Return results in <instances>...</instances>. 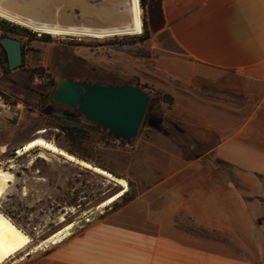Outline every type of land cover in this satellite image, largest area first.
<instances>
[{
  "label": "rangeland",
  "instance_id": "1",
  "mask_svg": "<svg viewBox=\"0 0 264 264\" xmlns=\"http://www.w3.org/2000/svg\"><path fill=\"white\" fill-rule=\"evenodd\" d=\"M87 1L96 4L102 0ZM152 6L148 4L146 18L153 38L144 44L117 41L125 36L139 35L97 39L48 34L51 38L44 40L41 35L47 33L28 28L36 37H18L24 45V66L14 70L4 62L0 46V118L19 119L16 124L0 127V187L3 190L0 210L11 214L12 219L32 235L34 244L68 225H73L68 234L82 231L89 224L85 221L87 218L92 222L105 212L98 206L123 188L93 169L40 148L19 154V149L38 137L65 151L72 146L61 131L62 125L69 124L54 119L44 110L48 100L59 107L54 101L57 88L51 86V81L58 85L68 75L90 76L105 82L139 84L151 94H169L168 88L179 87V81L161 65L163 51L157 32L162 21L158 6L154 5L155 10H151ZM76 12L80 13L79 10ZM30 74L34 76L30 77ZM205 92L217 104H225L226 111L231 112L230 117L224 118L222 132L200 131L199 117L195 113L184 114L193 135L177 132L170 126L168 117L177 118L182 106L177 107L175 99L172 106L153 100L145 123L143 121L138 136L131 143L114 140L107 129L90 122L82 114L77 115V120L70 125L80 124L89 130L87 139L73 148L114 176L127 180L129 190L126 193L129 195L144 189L153 173L160 175V166L167 163L179 165L200 159L225 169L228 178L242 172L255 182L254 191L247 200L255 220L264 224V95ZM28 101L31 105L40 104V107L30 109L26 105ZM219 134L226 136L223 141L232 140L255 148L257 152L246 157L258 169L246 171L239 166H230L217 152L209 153L210 146L222 141L217 138ZM186 137L192 140L190 145L194 142L203 149L192 151L187 148L184 145ZM43 153L45 156L42 157ZM47 246L26 257L22 253L4 264H48L46 257L52 248Z\"/></svg>",
  "mask_w": 264,
  "mask_h": 264
},
{
  "label": "crops",
  "instance_id": "2",
  "mask_svg": "<svg viewBox=\"0 0 264 264\" xmlns=\"http://www.w3.org/2000/svg\"><path fill=\"white\" fill-rule=\"evenodd\" d=\"M149 3L162 21L161 65L179 81L167 92L182 109L168 119L190 132L184 114H197L200 131H224L231 112L205 91L264 95V0ZM217 138L222 141L209 153L230 166L258 169L246 157L255 148ZM159 170L130 202L113 209L118 199L82 231L44 243L52 248L48 264H264V224L247 200L254 180L242 172L225 177V169L200 159Z\"/></svg>",
  "mask_w": 264,
  "mask_h": 264
},
{
  "label": "bare ground",
  "instance_id": "3",
  "mask_svg": "<svg viewBox=\"0 0 264 264\" xmlns=\"http://www.w3.org/2000/svg\"><path fill=\"white\" fill-rule=\"evenodd\" d=\"M76 10H79L77 14ZM0 17L7 21L29 28L35 32L50 34L54 37H91L97 39L143 33V9L141 0H102L91 4L87 0H0ZM40 148L76 160L75 156L57 147L43 137L35 138L19 149V154ZM45 156L44 153L41 155ZM101 175L114 179L123 188L103 201L98 208H104L120 199L128 190L127 180L112 175L107 170L83 162ZM3 190L0 187V198ZM73 225H68L38 244L32 235L10 216L0 210V264L18 255L23 257L37 251L44 243L54 241L60 234ZM58 241V240H57ZM22 257V258H23Z\"/></svg>",
  "mask_w": 264,
  "mask_h": 264
},
{
  "label": "water",
  "instance_id": "4",
  "mask_svg": "<svg viewBox=\"0 0 264 264\" xmlns=\"http://www.w3.org/2000/svg\"><path fill=\"white\" fill-rule=\"evenodd\" d=\"M142 9L144 10L143 7ZM0 43L7 52L9 68L14 70L22 66L24 62L22 41L12 36H3ZM150 100L147 92L128 84L104 86L89 84L86 81L76 82L70 78L62 79L54 93L55 102L77 108L87 120L107 129L114 139L127 143H131L138 136ZM5 118L8 116L0 118V127L5 126ZM18 120V117H14L11 122L16 124ZM75 158L76 160L66 159L88 168L82 164L86 161ZM109 179L118 184L116 180Z\"/></svg>",
  "mask_w": 264,
  "mask_h": 264
},
{
  "label": "trees",
  "instance_id": "5",
  "mask_svg": "<svg viewBox=\"0 0 264 264\" xmlns=\"http://www.w3.org/2000/svg\"><path fill=\"white\" fill-rule=\"evenodd\" d=\"M149 4V0H141V5L142 7L145 9V17L143 19V22H144V32L142 33V35H139V36H125L124 38L122 39H119L117 41H127L131 44H144L145 42H148L150 40H152L153 38V35L148 27V20L146 18V9H147V6ZM0 31L2 32V37L3 36H12V37H15V38H18V37H24V36H31V37H36V34L35 33H32L28 28H25V27H22L18 24H14V23H11V22H8L7 20H0ZM41 38L42 39H50L51 36L48 35V34H43L41 35ZM0 46L3 48V46L1 45L0 43ZM23 48H24V45H23ZM3 55H4V62L8 63V56H7V52L6 50L3 48ZM24 66V62L22 64V66L20 67H23ZM35 72H38V70H35ZM34 74H30V77H33ZM124 84H127V83H117L116 85L117 86H120V85H124ZM59 85V84H58ZM58 85L57 83H55L54 81H51V86H53L54 88H58ZM131 86H134V87H137V88H140L142 90L145 89V86H141L139 84H132ZM145 91V90H144ZM146 92V91H145ZM147 94L151 97V100H150V104H149V107H148V111L151 107V103L153 100H158V101H162V102H165L167 104H169V106H172L173 103H174V97L170 94H163L162 92H155L154 94H151V93H148ZM5 98L7 99L6 101L9 102L8 100V96L5 95ZM27 107H29L30 109L33 108V110H36L40 107V104H36V105H31L29 103V101L27 102ZM147 111V112H148ZM147 119V114H146V117L144 119V123ZM170 126H172L173 128H175V130L177 132H180V133H185L182 128H180L176 123L174 122H169ZM88 128L87 127H84L80 124H77V125H62L61 126V131L62 133L65 135V137L67 138V140L69 141V143L72 145L70 148H67L66 151L62 148H60L57 144V147L64 150L65 152L81 159V160H84L88 163H91L93 166H97V167H100V168H103L101 166H99L98 164H96L95 162H93L91 159H89L88 157L80 154L77 150H75L73 147L77 146L78 144H81L83 143L86 139H87V134H88ZM111 138L114 139V137L110 134ZM116 140V139H114ZM123 143H127L125 141H122ZM175 142L177 143H180L178 142L177 139H175ZM192 142V140L189 138V137H186V144H184L185 146H187V148L191 149L192 151H194L196 148H200V149H203V146H201L200 144H196L193 142L192 145H190ZM205 149V148H204ZM205 152V151H204ZM203 153V152H202ZM199 156V155H197ZM104 169V168H103ZM107 170V169H105ZM121 178V177H119ZM135 195H129V194H124L120 199H121V203H116L113 207V209H115L116 207L122 205V204H126L128 202H130L133 198H134ZM4 212V211H3ZM6 215L10 216L11 217V214L7 213V212H4ZM13 218V217H11Z\"/></svg>",
  "mask_w": 264,
  "mask_h": 264
},
{
  "label": "flooded vegetation",
  "instance_id": "6",
  "mask_svg": "<svg viewBox=\"0 0 264 264\" xmlns=\"http://www.w3.org/2000/svg\"><path fill=\"white\" fill-rule=\"evenodd\" d=\"M25 57V55H24ZM66 78H70L76 82H88L89 84H101L104 86L116 85L115 81H103L101 79H92L90 76H80V75H68ZM47 102V101H46ZM57 103V102H56ZM60 107H56L54 102H48L45 105V112L50 114L54 119L59 120L60 122L72 124L73 121L77 120L76 116L81 115L77 108H71L67 105H62L57 103Z\"/></svg>",
  "mask_w": 264,
  "mask_h": 264
},
{
  "label": "built area",
  "instance_id": "7",
  "mask_svg": "<svg viewBox=\"0 0 264 264\" xmlns=\"http://www.w3.org/2000/svg\"><path fill=\"white\" fill-rule=\"evenodd\" d=\"M104 212H101V215L103 214ZM86 223H90L91 222V219L90 218H87L86 220Z\"/></svg>",
  "mask_w": 264,
  "mask_h": 264
}]
</instances>
